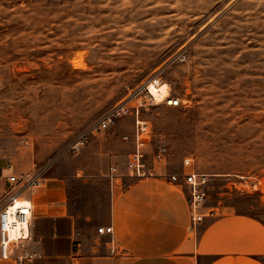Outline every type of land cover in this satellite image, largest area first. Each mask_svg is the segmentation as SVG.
Wrapping results in <instances>:
<instances>
[{
  "label": "rangeland",
  "instance_id": "obj_1",
  "mask_svg": "<svg viewBox=\"0 0 264 264\" xmlns=\"http://www.w3.org/2000/svg\"><path fill=\"white\" fill-rule=\"evenodd\" d=\"M155 77L183 101L142 111L168 144L163 164L191 158L209 179L206 206L264 218V0H0V159L90 194L79 184L90 144L97 174L117 159L95 141L131 135L133 117L72 145Z\"/></svg>",
  "mask_w": 264,
  "mask_h": 264
},
{
  "label": "crops",
  "instance_id": "obj_2",
  "mask_svg": "<svg viewBox=\"0 0 264 264\" xmlns=\"http://www.w3.org/2000/svg\"><path fill=\"white\" fill-rule=\"evenodd\" d=\"M120 133L95 145L112 153L117 162L109 165L115 163L124 173L120 159H127L133 145ZM90 145L85 178L79 180L82 188L93 184L90 194L72 193L69 187L75 182L70 179L46 177L41 188L25 196L32 204L38 240L33 248L43 254L36 264H264V218L220 211L204 201L197 211L200 219L193 223L190 186L168 177L185 172L183 166L172 170L161 163L152 176L125 179L122 186L109 180L100 190L109 165L94 174ZM4 165L10 166L0 159V168ZM12 171L27 172L14 166ZM10 174L0 175L5 186ZM78 199L83 206H76ZM108 226L111 233L98 231ZM0 264L16 263L0 256Z\"/></svg>",
  "mask_w": 264,
  "mask_h": 264
},
{
  "label": "built area",
  "instance_id": "obj_3",
  "mask_svg": "<svg viewBox=\"0 0 264 264\" xmlns=\"http://www.w3.org/2000/svg\"><path fill=\"white\" fill-rule=\"evenodd\" d=\"M163 82L159 77L149 79L135 88H129L125 98L108 110L104 116L92 122L72 145L73 152H79L92 135L113 128L120 120L133 117V132L123 135L124 141H131L133 149L127 154L125 172H119L113 163L108 167L107 177L118 186L125 179H139L154 175L156 166L163 163L168 154V144L160 136L155 135L149 122L142 118V111L147 107L164 104L179 107L183 104L180 98L170 96L168 87L159 98L156 91ZM192 159H183L182 166L186 170L182 174H170L173 182L183 181L190 186V205L193 213V223L200 218L197 214L199 207L206 200L207 177L191 169ZM13 170V166H9ZM190 171H187V170ZM45 170L34 167L27 172L14 171L7 177L4 204L0 207V256L3 259L14 258L16 264H36L43 254L33 248L37 238L34 235V221L31 201L27 193H33L44 185ZM15 205L13 210L9 208ZM99 232H112V226L98 228ZM114 250H112L113 252ZM15 253V256H13Z\"/></svg>",
  "mask_w": 264,
  "mask_h": 264
},
{
  "label": "bare ground",
  "instance_id": "obj_4",
  "mask_svg": "<svg viewBox=\"0 0 264 264\" xmlns=\"http://www.w3.org/2000/svg\"><path fill=\"white\" fill-rule=\"evenodd\" d=\"M72 63H73V65L78 66L79 63H80V60L77 59V58H75V59L73 60ZM167 87H168V85H167L166 83H164V84L161 86V88H160L159 90L156 91V95H157V97L160 98V97L165 93ZM14 208H15V205L11 206L9 209H10V210H13Z\"/></svg>",
  "mask_w": 264,
  "mask_h": 264
}]
</instances>
